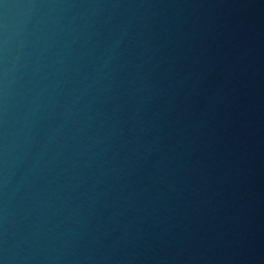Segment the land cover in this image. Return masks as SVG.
<instances>
[{"label": "water", "instance_id": "water-1", "mask_svg": "<svg viewBox=\"0 0 264 264\" xmlns=\"http://www.w3.org/2000/svg\"><path fill=\"white\" fill-rule=\"evenodd\" d=\"M261 0H0V264H88Z\"/></svg>", "mask_w": 264, "mask_h": 264}]
</instances>
